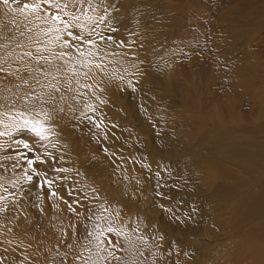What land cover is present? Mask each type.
<instances>
[{
	"label": "rangeland",
	"instance_id": "1",
	"mask_svg": "<svg viewBox=\"0 0 264 264\" xmlns=\"http://www.w3.org/2000/svg\"><path fill=\"white\" fill-rule=\"evenodd\" d=\"M230 1L200 0L201 3L193 5L189 0H103V3L93 0L97 5L93 9L82 5L83 12L95 17L98 23L84 21L83 16L81 22L86 23L89 31L95 28L104 37L101 40L93 34L96 46L85 45L96 53L94 58H89L94 63L88 67L77 65L80 71L74 77L73 91L61 87L51 104L46 102L47 96L40 88L34 89L42 98L36 111L28 110L26 115L31 114L35 122H40L37 126L42 127L44 139L33 133L30 138L25 129L0 134V208L4 209L0 211V264H91L93 261L120 264L129 254L121 239L128 238V233L139 234L140 241L152 243L149 247L157 254L153 258L157 264L171 260L173 264L203 262L208 236L202 228L208 221L205 217L215 210L214 191L218 182L207 192L190 187L192 178L195 182L197 179L181 172L185 166L178 158H171L165 138L168 136L172 144L181 142L174 133V118L178 114L176 109L182 108L180 122L184 123L187 137L195 132L209 133L214 151L225 148L219 132L224 126L217 127L220 124L217 120L222 119V110L228 108L211 101L227 95L220 81L219 60L224 61L227 56L222 53L231 47L239 54L258 49L264 53V27L250 30L248 17L242 22L247 10L239 16L240 22H234L244 1L221 20L220 7ZM31 2L20 0L21 6ZM155 2L153 12L149 7ZM10 4L13 8L17 6L12 0ZM177 5L182 9L178 10ZM76 11L80 14L79 9ZM102 14L106 20L99 22ZM13 16L20 18L19 13L13 14L7 6L0 5V22L7 23ZM134 17L140 20L133 22ZM72 31L87 35L79 29ZM234 33L237 35L231 36ZM208 61L211 65L207 69ZM96 64H101V68H96ZM85 72L87 76L83 75ZM151 76L158 83L152 91H145L141 84ZM132 85L138 87L134 95ZM215 86L217 89L211 90ZM8 87L16 92L11 84ZM11 92L3 96L10 97ZM152 92L155 98L149 99ZM152 101L158 106V117L142 118L133 108L141 103L149 107ZM21 103L16 98L13 106L8 99L3 106L12 107L19 120L25 110ZM13 117L8 114L5 119ZM59 140H64L63 146L58 144ZM155 158H159V164H154ZM112 160L119 165L118 169L109 166ZM104 174L113 181L118 199L109 201L108 213L97 216L99 227L91 231L83 209L88 204H98L97 195L91 192L102 189L95 181ZM201 194H207L206 198ZM168 211L174 215L170 216ZM197 212L203 215L201 219L195 216ZM183 218L193 221L190 225L195 235L188 233L190 227L186 231ZM212 225L209 229L214 233L216 228ZM109 227L115 231L108 232ZM99 232H103L100 236L103 250L98 252ZM114 236H119V240ZM57 246H60L58 252ZM54 253L58 257L54 258ZM138 255L140 264L150 262L143 252Z\"/></svg>",
	"mask_w": 264,
	"mask_h": 264
},
{
	"label": "bare ground",
	"instance_id": "2",
	"mask_svg": "<svg viewBox=\"0 0 264 264\" xmlns=\"http://www.w3.org/2000/svg\"><path fill=\"white\" fill-rule=\"evenodd\" d=\"M189 1L193 5L201 3L200 0ZM243 1V9L237 15L238 17H235L234 22H240L242 17L239 16H243L245 10H247V15L246 17H243L242 22H246V18L248 17V28L250 30H253L256 26L258 28L264 27V0H231L227 5L220 7L221 20L224 18L225 14H230L231 10L236 8ZM163 2L165 3V1ZM177 6L179 8L178 10L182 9L181 6ZM155 8L156 2L149 7L153 12H155ZM248 11L250 12L249 15ZM163 13L164 12H162V14ZM138 19V17H134L133 22H138L140 20ZM172 21L174 23L173 19ZM162 22L160 21V23ZM164 23L166 24V22ZM225 30L228 31V29ZM235 35H237V33H234L231 36ZM191 54L193 53L191 52ZM222 54L227 57H225L224 61L223 59L219 60L222 67H219L218 72L220 74V81L222 82V89L227 95L226 97L221 98V100L218 98L216 100L215 98H212L211 101L214 100L213 104L220 102L219 104L221 107L228 108L222 110L223 117L221 120H217V122H220L217 127L224 126V128L219 129V132L221 142L222 144H225V148L223 150L218 149L217 151H214L212 141L209 140L211 138L209 133L199 134L195 132L187 137L183 130L184 123L180 122V118L182 117L181 108L176 109L178 114L176 118H174V133L181 142H178L177 144L169 143V139H167L169 137L166 136V150L171 152L173 155L171 156L172 159L173 157H176L179 162L184 164L185 167L182 168L181 172L185 176H189L190 174L197 179V182H195L192 178V181H190V187L196 186L201 188V192H207L213 187L215 182H218L214 191L216 197L215 200L217 201L215 210L209 212L210 214L208 217H205V220L208 219V221L204 228H202L205 231V234H207L208 239H206V252L201 264H264V53L258 49L257 51H245L239 54L231 47V50L228 49ZM89 58L92 59L94 57L91 56ZM93 60L96 61L95 59ZM208 62L209 63L205 64L207 69L211 65V62ZM106 63L108 64V61ZM149 74H154V72ZM146 75H148V71L146 72ZM152 79L153 76L144 80L146 83L150 81L149 84H144V82L141 84L143 87L145 86V91H152L155 84L158 83V81L155 82ZM174 82L175 81L173 80V83ZM137 88L136 85H132L133 95L138 93ZM216 89L217 86L211 88L213 91ZM246 89L247 92H245ZM153 94L154 93L152 92L150 96L152 98L149 99L155 98ZM180 95H182V88H180ZM134 99L138 98L134 97ZM7 102L8 99L0 98V133L25 129L29 136L30 133L31 135L33 133L35 136L36 134L32 131L31 126H23L25 118L34 121V116L31 114L27 116L26 112L28 110L25 109L22 110L23 116L21 115L19 120L16 119L18 114L14 112L13 108L10 106H3V104ZM157 107V104L153 101L150 103L149 107H143V103L133 106V108L138 110V113L142 118H147L149 116L158 117L159 112L156 109ZM8 114L14 115L15 119H13V117L6 120L5 117ZM205 115L207 114L205 113ZM14 125L16 126L14 127ZM63 141L64 140H59L58 144L63 146ZM206 143L207 146H205ZM167 154L170 153L167 152ZM168 161L170 162V160ZM201 161H204L205 164H202ZM153 162L155 165L159 164V158L153 159ZM112 163L113 164L109 166L115 169L119 168V165H117L114 160H112ZM170 163H172V161ZM110 171L114 170L110 169ZM127 171V176L130 177L132 172H129L130 169ZM105 173H108L106 169ZM133 181L131 180L130 182ZM95 182L97 183V187L102 188L95 192H91V194L97 195L98 204L96 206L88 204L87 206H84L85 208L83 209L85 218L88 222L87 228L91 231L99 227L97 216L108 213L111 204L109 201L112 200L111 202L113 203L114 199H118L117 189L113 184V181L110 182V177L105 176L104 174L103 176L98 177ZM143 184L144 183L141 184L142 187L145 186V184L144 186ZM201 196L205 199L207 194L205 196L204 194H201ZM111 215H113V213H111ZM169 215H174L173 211L169 212ZM195 216L197 219L203 217L199 212H197ZM204 216L207 215L204 214ZM179 219L180 218H176V220ZM180 221H182V217ZM183 221L186 231L188 230L187 228L190 227V232L188 233L193 234L194 231H192L190 225L193 221L190 222V220L185 218H183ZM231 221H233V223L227 228V225ZM210 223L214 225L212 226L213 229L214 227L216 228V232H210ZM22 227L24 228L23 224ZM25 233L27 234V232ZM127 236L129 237L121 239L123 248L127 250L129 254H127L120 264H140L138 262V254L142 252L145 258L150 260V262H144V264H157L156 259H153L157 254L153 253V250L150 249L149 245L152 244L150 241H140L142 237L135 233H128ZM113 238L118 241L120 237L114 236ZM136 239H139V242L135 243ZM64 243L66 244L67 242ZM57 247L56 252L60 250V246ZM151 253L154 254L153 257L150 256ZM56 257H58V255L57 253H54V258ZM58 260L59 259L56 261ZM112 264H117V262ZM158 264H173V262L171 260V263L159 262Z\"/></svg>",
	"mask_w": 264,
	"mask_h": 264
},
{
	"label": "snow or ice",
	"instance_id": "3",
	"mask_svg": "<svg viewBox=\"0 0 264 264\" xmlns=\"http://www.w3.org/2000/svg\"><path fill=\"white\" fill-rule=\"evenodd\" d=\"M12 3L17 6L11 7L10 0H0V5L7 6L9 12L20 14L19 19L13 16L7 23L0 22V98L11 100L13 106L15 99L18 98L24 103L26 110L36 111L42 97L34 91L35 88H40L41 93L47 96L46 102L51 104L60 94L61 87L65 91H73L74 77L80 71L77 65L88 67L93 63L89 57L96 53L86 49L85 45L96 46L97 42L92 39L93 34L99 35L101 40L104 37L96 33L95 28L89 31L86 23L81 22V16L84 17V21L97 24L96 18L85 14L82 8L84 4H87L90 9L97 5L93 3V0H33L22 6L20 0H12ZM77 9L80 14H77ZM4 15L7 16L8 12ZM104 21L105 16L101 15L99 22ZM72 29H79L87 35L74 34ZM107 39L111 40L112 37ZM95 66L98 69L101 68V64ZM83 75L87 76L88 73L85 72ZM75 83L78 84L79 81L76 80ZM9 84L16 89V92H11ZM7 92H11L10 97L3 96ZM63 98L61 96V99ZM89 108H91L90 105ZM91 110L95 111L94 108ZM21 115L23 116V113ZM39 123V121L34 122L25 118L23 126H31L32 131L44 139L42 127L37 126ZM25 147L27 148L28 145L25 144ZM31 163L32 161H29V164ZM27 179L32 180V177L27 176ZM45 183L50 184L51 181H45ZM3 210L0 208V211ZM69 210L74 211L71 208ZM107 231L113 232L115 229L109 227ZM101 235L103 232L96 235L98 252L103 250ZM67 246L73 248L72 244ZM109 255L112 253L109 252ZM76 259H82V257H76ZM117 259L120 258L117 257Z\"/></svg>",
	"mask_w": 264,
	"mask_h": 264
}]
</instances>
